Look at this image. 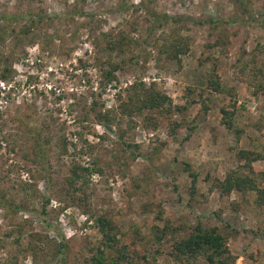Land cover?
<instances>
[{
    "label": "rangeland",
    "instance_id": "obj_1",
    "mask_svg": "<svg viewBox=\"0 0 264 264\" xmlns=\"http://www.w3.org/2000/svg\"><path fill=\"white\" fill-rule=\"evenodd\" d=\"M234 1L0 0V61L8 59L14 72L0 85V204L22 207L7 213L0 205V264H91L101 215L126 247L120 264H203L179 261L172 249L198 222L229 234L235 264H264V204H255L254 191L221 195L216 188L234 170L264 188V97L248 87L254 68L264 65V0H242L247 13ZM153 13L232 22L220 26L229 43L211 48L208 25L151 30ZM29 15L40 24L30 37L17 36L33 24ZM169 30L190 38L179 62L159 51ZM104 34L126 36L131 46L112 54L124 64L102 88L96 58L109 55L100 51ZM213 66L229 95L206 89ZM138 80L187 107L176 136L165 118L155 130L136 115L117 116L111 131L96 121L93 102L115 114L118 94ZM232 106L234 128L227 130L220 109ZM241 150L261 154L252 172L240 167ZM77 166L90 173L73 190L67 180ZM165 225L173 232L157 242L156 228ZM60 242L66 246L59 253Z\"/></svg>",
    "mask_w": 264,
    "mask_h": 264
},
{
    "label": "trees",
    "instance_id": "obj_2",
    "mask_svg": "<svg viewBox=\"0 0 264 264\" xmlns=\"http://www.w3.org/2000/svg\"><path fill=\"white\" fill-rule=\"evenodd\" d=\"M242 10L247 13L248 9L244 6L242 0L234 1ZM143 5V1L133 8H140ZM30 21L33 24L26 27H21L17 36L30 37L33 29L34 23L40 24V19L35 20L33 15H29ZM170 23H179L183 27L188 23L197 25H208L212 31L215 40L211 48L223 49L229 43V35L224 27L228 26L232 22H227L218 17H210L204 21L199 20L198 22L191 20L183 16H169V15H159L156 13L152 14V19L150 21L151 30L164 29ZM38 24V26H39ZM160 36L161 44L159 47L160 54L166 56L169 61L179 62L180 57L184 56L189 51V41L190 38L183 35L178 30H169L168 34L166 32L161 33ZM105 46L100 50L99 44L93 43L97 49L100 51H107L109 53L108 57L105 59L96 58V62L99 64V71L101 74V87L104 88L106 85L114 81L115 73L122 68L124 64L123 60L115 62L112 58L114 53L116 57H120L127 52V49L131 46L129 38L122 35H111L104 34ZM31 42L33 40H30ZM99 51V52H100ZM255 58H252L254 62ZM12 63L8 59L0 61V81L5 83L9 81L13 76ZM250 80L248 81V87L250 95L255 98L264 97V65L262 68H254V72L251 73ZM205 87L210 93L216 94H230L222 84L219 82L218 76L216 74L215 66L208 78L205 81ZM124 97L122 94H118V106L116 113L110 111H99L97 108V103L93 102L90 112L95 113V119L100 125L107 131H111L113 126H117L116 117H133L134 115L142 118L146 123L147 127L151 129H156L159 125L161 118H165L168 121V134L171 137L177 135V130L184 124L183 115L185 114L187 107L175 105L172 99L167 96L164 92L159 90L154 83L146 85L142 81H136L126 90H124ZM235 106H232V110L227 108H221V124L227 129L231 130L234 128L233 116L235 114ZM203 111L209 110L208 105L205 103V99L202 100ZM174 116H179L181 120L178 122L173 120ZM237 135L240 132H236ZM47 143V142H46ZM66 148V145H63ZM238 159L243 163L242 166L252 172V163L257 162L262 159L261 154L256 151L241 150L238 153ZM79 170L81 171L79 173ZM71 178L67 180V183L71 189H75V182L82 179L85 174H89V169H82L79 166L73 168ZM193 180H196L195 175L192 174ZM216 188L220 191L221 195H229L232 191L239 193L254 191L257 194L255 199V204L261 206L264 204V188H259L255 180L247 175H240L238 171L234 170L227 173L223 181L216 183ZM7 213L11 210L21 211L22 207L12 206L10 202L6 201L0 204ZM13 208V209H11ZM94 224L100 234V240L97 247L93 250V255L89 258L91 264H120L128 258L125 246H120V239L118 238L119 233L116 229L112 219H109L106 215H101L96 217ZM177 230V229H176ZM188 231L183 235H180L178 240L172 244V249L174 256L179 261H186L191 263L190 260H197L201 258L203 264H235L236 256H234L227 246L228 233H222L217 226L209 227L200 222L195 226H189ZM173 229L165 225L163 229L156 228L155 239L160 242L164 236L171 234ZM66 245L59 243L55 246L57 251L60 253ZM29 248H35L32 243L29 244Z\"/></svg>",
    "mask_w": 264,
    "mask_h": 264
},
{
    "label": "built area",
    "instance_id": "obj_3",
    "mask_svg": "<svg viewBox=\"0 0 264 264\" xmlns=\"http://www.w3.org/2000/svg\"><path fill=\"white\" fill-rule=\"evenodd\" d=\"M0 85L4 88V83H1V82H0Z\"/></svg>",
    "mask_w": 264,
    "mask_h": 264
}]
</instances>
